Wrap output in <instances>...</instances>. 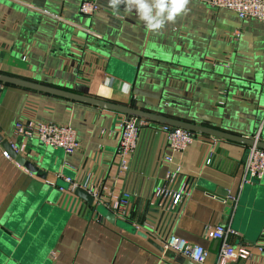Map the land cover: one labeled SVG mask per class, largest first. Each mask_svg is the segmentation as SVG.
Wrapping results in <instances>:
<instances>
[{
  "label": "crops",
  "instance_id": "1",
  "mask_svg": "<svg viewBox=\"0 0 264 264\" xmlns=\"http://www.w3.org/2000/svg\"><path fill=\"white\" fill-rule=\"evenodd\" d=\"M81 1L0 0V73L264 140L263 22L190 0L175 22L150 31L124 4L115 11L96 0L98 12L87 16L79 13ZM120 117L0 82V134L25 144L22 154L34 165L5 157L0 142V264L186 263L138 230L160 245L175 233L204 246L205 264H238L242 257L217 263L211 231L219 225L234 231L228 242L250 251L247 264H264V178L242 182L247 145L197 134L184 151L172 152L149 126L123 169ZM29 121L71 126L80 147L66 154L19 134L16 124ZM177 166L192 184L190 196L168 215L170 230L168 220L156 232L162 215L153 191ZM68 177L99 186L109 205L66 200L60 187ZM124 191L131 192L127 213L111 220L106 215Z\"/></svg>",
  "mask_w": 264,
  "mask_h": 264
},
{
  "label": "built area",
  "instance_id": "2",
  "mask_svg": "<svg viewBox=\"0 0 264 264\" xmlns=\"http://www.w3.org/2000/svg\"><path fill=\"white\" fill-rule=\"evenodd\" d=\"M207 2L213 7H224L234 11L241 19L254 18L264 23V0H207ZM98 10L99 6L96 0H82L79 5V13L82 15L91 16L98 12ZM235 34L238 35L239 31H236ZM149 126L155 134H163L165 136L169 149L172 152L184 151L194 141L197 135L183 128L149 122L133 116L121 115L118 125L119 142L117 146V154L120 158L121 168H128L129 160L138 149L141 132L145 127ZM16 131L25 136H35L40 143L49 147L60 148L66 154H71L80 147L77 132L69 125L45 121L18 122L16 124ZM12 148L17 153L22 154L26 150V145L23 143L20 145L12 144ZM3 154L5 157H11L8 151H4ZM165 160L169 163L173 162L172 155L165 156ZM179 170L180 167L177 166L175 170L167 173L166 178L156 185L151 199L159 208L165 207L170 213H174L190 196V187L192 184L189 179H183ZM179 176L181 181L176 184L175 180ZM263 178L264 149L256 145L250 146L244 165L242 182H252ZM66 181L71 184V188L82 186L87 189L95 198L96 203L98 201L99 204L104 202L100 199L101 190L99 186L88 184L78 185L69 177L66 178ZM60 189L63 190L62 187ZM130 199L131 192L124 191L119 199L114 201L112 207L120 217L126 215ZM223 201L226 202V200ZM142 224L138 223L137 228L140 225L143 226ZM145 225L147 226V223ZM151 230H154V228H151ZM233 233L234 231L232 229L220 225L212 229L211 237L222 240L219 261H230L247 254V250L244 248H236L226 240V235ZM161 241L164 243L163 246L165 249H170L190 259L195 264H205L206 262L209 252L202 245L190 243L175 233L165 235Z\"/></svg>",
  "mask_w": 264,
  "mask_h": 264
},
{
  "label": "water",
  "instance_id": "3",
  "mask_svg": "<svg viewBox=\"0 0 264 264\" xmlns=\"http://www.w3.org/2000/svg\"><path fill=\"white\" fill-rule=\"evenodd\" d=\"M0 82L5 84V85L6 84L15 85V86H19V87H22L25 89H30V90H34V91H39V92L55 95V96L62 97V98L72 100L75 102L93 105V106L99 107L101 109H105V110L112 111V112H117L121 115H125L128 117L133 116V117H137V118L149 121V122H154V123H158V124H166V125H170L173 127L183 128L185 130L193 132L194 134H204V135L212 136L214 138L227 139L230 141L241 143L243 145H247V147H248V151L246 153V159L248 157V152H249L250 146L256 145V146L264 149V140H262V139L255 138V137L250 138V137H245L242 135L232 134V133H229L227 131H223V130H220V129H217L214 127H209V126L198 124V123H195L192 121H186L183 119H178V118H175V117L163 114V113L145 110V109H142V108H139L136 106L113 103V102L103 100V99H100L97 97H92L89 95L76 93V92H73L70 90H64L61 88L53 87V86L46 85V84L39 83V82H35V81H30L27 79H22L19 77L9 76V75L3 74V73H0ZM0 142L4 145L5 148H7L9 155L10 156L12 155L15 157V159L18 163H20L21 165H25V167L27 169H30V170L34 169V165H32V163L28 162L26 157L23 154L17 153L12 148V143L8 139H5L1 134H0ZM180 179H181L180 176L177 177L175 180V183L177 184L178 182H180L181 181ZM61 187L68 194L66 197V200H69L71 202L72 201H75V202L85 201L86 203H88L91 206L95 205V203H96L93 195H91L89 193V191L82 186H77L75 188H71V184L69 182H67L65 185H63ZM218 195L223 196V194H220V193H218ZM223 200H225V199H223ZM100 204L106 205V206L109 205L107 202H103ZM229 205L231 208H234L236 205V200H234ZM96 207H99V205L96 204ZM99 209H100V207H99ZM115 213H116V210H114V211L111 210L109 213H107L106 216L109 217V219H111V220H115V219H117ZM169 214H170V212H168V210L165 207L161 208V215L162 216L156 225L157 226L156 227L157 229L155 228L156 232H159V229L162 226V229L160 231V233H162L163 228H164V226L168 220H169L168 228L170 230L171 220L168 216ZM137 232H138V234L147 238L148 241L154 247L159 249L160 251H166V252L174 253V251H172L170 249H165L163 245H160L159 243H157L155 240H153L151 237H149L147 235V233H144L140 230H138ZM217 243L220 246L219 251H218V257H217V263H218L220 251H221V246H222V240H217ZM249 254H250V251L247 250V254L245 256H243L242 259H240L238 264H247V259H251V257L248 258V256H250ZM185 264H195V263L193 261H191L190 259H187ZM230 264H237V263L231 262Z\"/></svg>",
  "mask_w": 264,
  "mask_h": 264
},
{
  "label": "clouds",
  "instance_id": "4",
  "mask_svg": "<svg viewBox=\"0 0 264 264\" xmlns=\"http://www.w3.org/2000/svg\"><path fill=\"white\" fill-rule=\"evenodd\" d=\"M108 3L115 11L121 4L128 12L135 10L138 19L148 30L157 31L185 14L190 0H108Z\"/></svg>",
  "mask_w": 264,
  "mask_h": 264
}]
</instances>
